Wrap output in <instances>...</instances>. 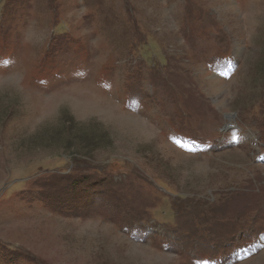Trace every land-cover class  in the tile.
<instances>
[{
	"label": "rangeland",
	"instance_id": "rangeland-1",
	"mask_svg": "<svg viewBox=\"0 0 264 264\" xmlns=\"http://www.w3.org/2000/svg\"><path fill=\"white\" fill-rule=\"evenodd\" d=\"M0 264H264V0H0Z\"/></svg>",
	"mask_w": 264,
	"mask_h": 264
}]
</instances>
